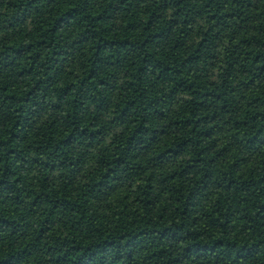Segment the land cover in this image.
Here are the masks:
<instances>
[{
  "label": "trees",
  "instance_id": "16d2710c",
  "mask_svg": "<svg viewBox=\"0 0 264 264\" xmlns=\"http://www.w3.org/2000/svg\"><path fill=\"white\" fill-rule=\"evenodd\" d=\"M0 264H264V0H0Z\"/></svg>",
  "mask_w": 264,
  "mask_h": 264
}]
</instances>
